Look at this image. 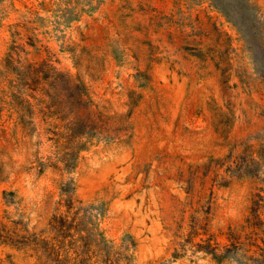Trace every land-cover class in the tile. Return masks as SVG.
Instances as JSON below:
<instances>
[{
	"label": "rangeland",
	"instance_id": "1",
	"mask_svg": "<svg viewBox=\"0 0 264 264\" xmlns=\"http://www.w3.org/2000/svg\"><path fill=\"white\" fill-rule=\"evenodd\" d=\"M0 264H264V0H0Z\"/></svg>",
	"mask_w": 264,
	"mask_h": 264
}]
</instances>
